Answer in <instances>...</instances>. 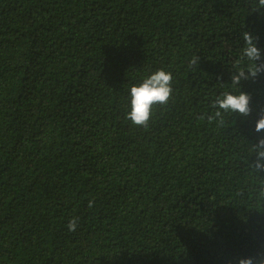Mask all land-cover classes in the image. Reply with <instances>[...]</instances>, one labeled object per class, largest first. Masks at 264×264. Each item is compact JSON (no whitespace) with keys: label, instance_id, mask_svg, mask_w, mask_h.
<instances>
[{"label":"trees","instance_id":"16d2710c","mask_svg":"<svg viewBox=\"0 0 264 264\" xmlns=\"http://www.w3.org/2000/svg\"><path fill=\"white\" fill-rule=\"evenodd\" d=\"M156 69L173 91L135 125L128 89ZM228 90L247 93L249 111L219 126L207 117ZM262 115L259 0H0V264L256 255L264 168L249 148Z\"/></svg>","mask_w":264,"mask_h":264},{"label":"clouds","instance_id":"9594fccd","mask_svg":"<svg viewBox=\"0 0 264 264\" xmlns=\"http://www.w3.org/2000/svg\"><path fill=\"white\" fill-rule=\"evenodd\" d=\"M259 4L264 6V0H259ZM246 47L243 48L242 58H246L248 63L244 65L252 74L259 70V66H254L251 62L255 61L260 56V50L253 43V38L248 33L244 34ZM197 63V57L190 60V65ZM239 74L243 75L242 69H239ZM239 76L232 77L233 84L238 82ZM172 73L165 69H156L155 71L146 75L138 83L130 85L128 97V110L126 112L127 118L135 125H146L150 115L152 106L155 104H165L172 91ZM249 96L244 91L228 90L218 94L212 101V106L216 109L214 114L208 115L209 121H215L221 126L224 121L221 113L239 112L247 114ZM217 118H220L217 121ZM264 128V115H262L255 124L256 131ZM249 152H254L257 159L254 169L264 168V138H260L257 142L250 146ZM92 201H89L91 206ZM77 226V218L70 219L67 227L69 231L75 230ZM230 264V262H229ZM236 264H264V250H257L256 255H245L237 258Z\"/></svg>","mask_w":264,"mask_h":264}]
</instances>
